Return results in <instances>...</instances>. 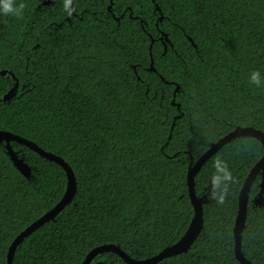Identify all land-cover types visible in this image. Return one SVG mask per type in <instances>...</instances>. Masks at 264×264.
Segmentation results:
<instances>
[{"label":"trees","instance_id":"16d2710c","mask_svg":"<svg viewBox=\"0 0 264 264\" xmlns=\"http://www.w3.org/2000/svg\"><path fill=\"white\" fill-rule=\"evenodd\" d=\"M25 3L22 18H0V129L63 157L77 190L17 246L13 264H83L108 243L136 259L154 256L192 221L190 167L238 126L264 131V87L247 79L264 72V0H113L115 15L111 0H76L69 18L62 2ZM12 146L32 173L24 175L0 142V264L68 186L60 163ZM263 154L262 142L245 135L205 162L195 176L200 236L156 264H242L239 196ZM217 157L233 175L223 204L209 199ZM262 181L258 174L249 191L241 244L253 264H264ZM97 258L128 264L112 251Z\"/></svg>","mask_w":264,"mask_h":264},{"label":"water","instance_id":"95a60500","mask_svg":"<svg viewBox=\"0 0 264 264\" xmlns=\"http://www.w3.org/2000/svg\"><path fill=\"white\" fill-rule=\"evenodd\" d=\"M153 63L154 61H152L151 69L154 68ZM1 73L2 72H0V74ZM17 86L18 84L16 85L15 88H13L9 93H7L4 96L3 98L4 101H7L15 94ZM245 135H250L258 138L264 146L263 130L257 129L253 126H244V127L238 126L235 130L231 131L230 133L220 138L217 142L213 143L211 147L195 162V164L190 167L188 173V184H189V192L192 203L195 208V212L188 229L177 242L165 247L162 251L155 254L154 256L145 259H136L132 257L117 244H113V243L103 244L92 249L91 252L87 255L83 264H90L93 261V259L99 254L110 251L120 255L128 264H156L167 257L186 252L193 245L195 240L200 236L204 223L203 205H202L203 198L198 197L195 192V176L197 172L201 169V167L205 164V162L227 142L237 137L245 136ZM4 141L6 142L8 153L13 159L15 165L27 177H31V173H32L31 166L27 161H25L24 158L20 157L18 153L14 150L12 146L13 141L19 142L21 144H25L34 151L44 156L45 158L60 163L65 168L68 176L67 190L64 196L62 197V199L51 210L46 212L43 216H41L39 219H37L31 225H29L25 230H23L12 242L8 252L7 264H13L14 253L15 250L17 249V246L37 228L44 225L46 222L54 219L73 200L77 190V183L73 168L63 157L58 156L52 152L46 151L37 143L25 137L0 129V142H4ZM258 174H261L263 177V181H262V190H263L264 189V154L262 158L251 169L249 175L245 180V183L241 189L239 196V211L234 228V234H235V242H236V255L242 264H253L251 261H249L247 258L243 256L241 251V244H242V236L246 225V219L248 213L249 191L251 189L253 181L255 180Z\"/></svg>","mask_w":264,"mask_h":264},{"label":"clouds","instance_id":"9594fccd","mask_svg":"<svg viewBox=\"0 0 264 264\" xmlns=\"http://www.w3.org/2000/svg\"><path fill=\"white\" fill-rule=\"evenodd\" d=\"M26 6L25 0H0V18L20 19L25 14ZM62 10L67 16H71L75 11L74 0H62ZM247 79L251 85L264 87V72L259 69L252 70ZM213 169L209 183L212 189L209 199L223 204L233 180L232 171L227 162L220 157L213 161Z\"/></svg>","mask_w":264,"mask_h":264},{"label":"flooded vegetation","instance_id":"af4514ba","mask_svg":"<svg viewBox=\"0 0 264 264\" xmlns=\"http://www.w3.org/2000/svg\"><path fill=\"white\" fill-rule=\"evenodd\" d=\"M153 1L155 2V0H153ZM60 2H62V0H42V4H45L46 6H49V7H51L52 5L55 6ZM75 2H76V0H74V6H75ZM112 6H113V0H111V3L108 5V9L110 11H112ZM73 13H76V12L74 11ZM112 13L115 15V13L113 11H112ZM68 18H69V16H68ZM116 18L119 19L118 17H116ZM161 19H162V16H161ZM165 51H167V45L166 44H165ZM152 70H155V68H153ZM90 264H106V263L99 261V259L96 256Z\"/></svg>","mask_w":264,"mask_h":264}]
</instances>
